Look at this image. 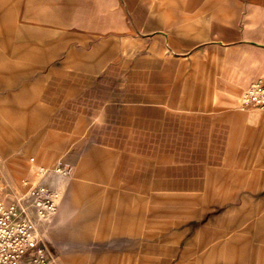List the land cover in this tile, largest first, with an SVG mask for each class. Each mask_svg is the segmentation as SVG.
<instances>
[{
	"label": "rangeland",
	"instance_id": "374dc122",
	"mask_svg": "<svg viewBox=\"0 0 264 264\" xmlns=\"http://www.w3.org/2000/svg\"><path fill=\"white\" fill-rule=\"evenodd\" d=\"M242 1L109 0L96 23L119 14L124 33L65 40L46 65L0 63V197L29 205L48 264L176 263L182 232L185 244L233 211L243 222L222 229L219 264H264L250 233L264 222V109H240L264 51L231 44ZM103 41L101 63L76 68ZM44 189L50 214L36 210Z\"/></svg>",
	"mask_w": 264,
	"mask_h": 264
},
{
	"label": "crops",
	"instance_id": "0c3cea01",
	"mask_svg": "<svg viewBox=\"0 0 264 264\" xmlns=\"http://www.w3.org/2000/svg\"><path fill=\"white\" fill-rule=\"evenodd\" d=\"M108 2L109 0H103L101 3L91 6L87 0H26L23 2L11 0L0 2V63L6 61L8 62L6 65H12L17 63L15 61L17 59L18 61L34 60L41 65H46L52 60L51 55L55 56L68 47L69 40H74L85 47L88 43L87 37L96 39L105 36L109 31L115 35L124 33L127 28L119 14H111L109 20L96 23L98 12L107 10ZM242 4L243 14L234 31L231 44L234 46L250 45L264 51V0H243ZM29 23L46 25L51 28L31 30L29 27L27 28ZM64 27L71 28L65 33L52 29ZM27 43L28 46L34 44L35 48L27 47ZM105 44L107 42L103 41L93 45L90 52L81 53L75 63L76 68L89 72L94 70L101 63L102 56L99 53L102 52ZM128 50L131 51L134 48L129 47ZM54 123L59 122L54 120ZM234 135L235 130L228 131L229 137ZM213 136L217 138L219 135ZM94 153L96 155V151ZM149 155L154 165L155 163H164L169 159L166 152L159 154L150 152ZM149 166H152V163ZM147 170L149 173L153 171L151 167ZM162 171V168L157 170L158 173ZM106 204L109 209L108 213H112L110 208L113 203L107 200ZM239 214L238 211L229 212L219 223H210L200 228L185 244H183V239L186 233L182 232L177 237L174 253V257L180 258L181 261L173 263V258H171L168 264H182V260L188 257H190V261L185 264H219L218 258L223 249L221 250L215 245L216 240L221 235L222 229L236 228L239 222H243V218ZM252 230L250 233L253 240L264 243V222L254 226ZM122 231L124 230L122 229ZM139 263L140 261L136 262V264Z\"/></svg>",
	"mask_w": 264,
	"mask_h": 264
},
{
	"label": "built area",
	"instance_id": "2783aa9c",
	"mask_svg": "<svg viewBox=\"0 0 264 264\" xmlns=\"http://www.w3.org/2000/svg\"><path fill=\"white\" fill-rule=\"evenodd\" d=\"M252 108L264 109L262 79L253 82L241 95L240 109ZM56 172L65 174L66 168L57 167ZM29 208L24 200L5 201L0 197V264H48L28 215ZM54 209L52 193L44 189L36 201V210L50 214Z\"/></svg>",
	"mask_w": 264,
	"mask_h": 264
}]
</instances>
